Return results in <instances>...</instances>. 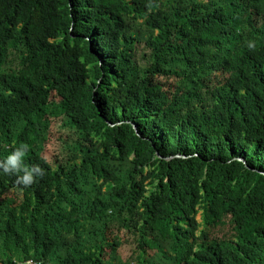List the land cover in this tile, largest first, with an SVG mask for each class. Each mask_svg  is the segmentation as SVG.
I'll return each mask as SVG.
<instances>
[{
    "label": "trees",
    "instance_id": "1",
    "mask_svg": "<svg viewBox=\"0 0 264 264\" xmlns=\"http://www.w3.org/2000/svg\"><path fill=\"white\" fill-rule=\"evenodd\" d=\"M21 143L45 174L0 171V264H264V0H0Z\"/></svg>",
    "mask_w": 264,
    "mask_h": 264
},
{
    "label": "clouds",
    "instance_id": "2",
    "mask_svg": "<svg viewBox=\"0 0 264 264\" xmlns=\"http://www.w3.org/2000/svg\"><path fill=\"white\" fill-rule=\"evenodd\" d=\"M254 45L249 44V47ZM30 151V146L21 143L4 160H0V171L7 175H15V184L22 188L30 187L38 177L42 178L45 171L39 164L28 166L24 163V157Z\"/></svg>",
    "mask_w": 264,
    "mask_h": 264
},
{
    "label": "rangeland",
    "instance_id": "3",
    "mask_svg": "<svg viewBox=\"0 0 264 264\" xmlns=\"http://www.w3.org/2000/svg\"><path fill=\"white\" fill-rule=\"evenodd\" d=\"M109 166L116 171L119 175L117 181L114 182V185L118 187L117 191L120 192L121 197L124 196L127 187L126 175L128 171L131 169V164L129 160H125L124 162L110 161Z\"/></svg>",
    "mask_w": 264,
    "mask_h": 264
}]
</instances>
